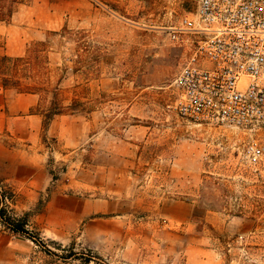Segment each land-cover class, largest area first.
<instances>
[{
	"label": "rangeland",
	"instance_id": "rangeland-1",
	"mask_svg": "<svg viewBox=\"0 0 264 264\" xmlns=\"http://www.w3.org/2000/svg\"><path fill=\"white\" fill-rule=\"evenodd\" d=\"M191 9L30 0L0 22V53L12 57L64 27L84 42L49 43L50 85L74 111L49 122L34 115L47 101L35 107L0 84V195L13 198L0 209L26 231L0 220V264H48L46 248L72 252L66 264H264V185L242 159V136L172 108L190 45L166 28Z\"/></svg>",
	"mask_w": 264,
	"mask_h": 264
},
{
	"label": "built area",
	"instance_id": "built-area-1",
	"mask_svg": "<svg viewBox=\"0 0 264 264\" xmlns=\"http://www.w3.org/2000/svg\"><path fill=\"white\" fill-rule=\"evenodd\" d=\"M169 37L190 45L173 110L189 124L242 136L249 174L264 185V0H188Z\"/></svg>",
	"mask_w": 264,
	"mask_h": 264
},
{
	"label": "trees",
	"instance_id": "trees-1",
	"mask_svg": "<svg viewBox=\"0 0 264 264\" xmlns=\"http://www.w3.org/2000/svg\"><path fill=\"white\" fill-rule=\"evenodd\" d=\"M30 0H0V22L9 24L19 7L26 5ZM58 38L75 39L78 42L79 49H82V33L74 32L67 28L60 31H50L46 34L44 41H34L30 43L25 54L19 57H12L5 53H0V84L3 89H13L23 95H34L38 97V106L42 101H47L46 110L37 111L35 114L42 115L51 122L55 117L65 114V112L74 111L76 101L69 106H65L60 97L61 90L59 82L51 87V76L48 73L49 65V43ZM80 51V50H79ZM81 54H77V57ZM49 99V100H48ZM33 113V109L30 110ZM13 197V196H12ZM7 196L0 195V201H6ZM5 209H0L1 223L9 230L15 233H26L25 224L11 216L6 215ZM61 248V246H59ZM65 255H59L50 249L41 250L43 255L50 259L48 264H66L68 260L74 257L72 252L66 249H60Z\"/></svg>",
	"mask_w": 264,
	"mask_h": 264
},
{
	"label": "crops",
	"instance_id": "crops-1",
	"mask_svg": "<svg viewBox=\"0 0 264 264\" xmlns=\"http://www.w3.org/2000/svg\"><path fill=\"white\" fill-rule=\"evenodd\" d=\"M16 13H17V12H16ZM16 13H15V14H16ZM15 14H14L12 20L14 19ZM5 54H7V53H5ZM7 55H8V54H7ZM9 56H10V55H9ZM28 96H32V97H36V98H37V104H36V106H35V107H37V106H38V97H37V96H34V95H28ZM35 107H32V108H35ZM34 115H37V114H34ZM41 116H42V115H41Z\"/></svg>",
	"mask_w": 264,
	"mask_h": 264
}]
</instances>
